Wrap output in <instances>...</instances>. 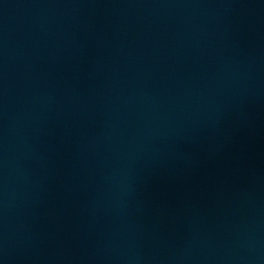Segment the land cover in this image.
Segmentation results:
<instances>
[{
  "label": "water",
  "instance_id": "water-1",
  "mask_svg": "<svg viewBox=\"0 0 264 264\" xmlns=\"http://www.w3.org/2000/svg\"><path fill=\"white\" fill-rule=\"evenodd\" d=\"M0 264H264V0H0Z\"/></svg>",
  "mask_w": 264,
  "mask_h": 264
}]
</instances>
